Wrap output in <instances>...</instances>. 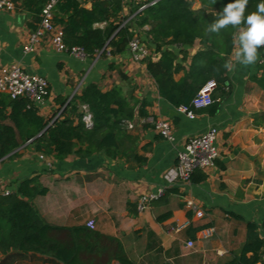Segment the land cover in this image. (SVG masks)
Listing matches in <instances>:
<instances>
[{"label": "crops", "instance_id": "1", "mask_svg": "<svg viewBox=\"0 0 264 264\" xmlns=\"http://www.w3.org/2000/svg\"><path fill=\"white\" fill-rule=\"evenodd\" d=\"M131 1L126 0L124 12L130 10ZM197 4L195 10L201 7ZM31 22L28 12L0 11V68L19 65L48 80L51 96L38 106L42 116L57 118L63 101L68 104L87 86L96 84L103 92L121 88L132 105L146 100L149 117L136 116L128 124L121 139V156L116 159L99 153L85 159L72 155L57 160L24 145L17 156L0 161L4 189L15 192L23 180L38 177L48 193L33 204L47 223L73 227L93 221L96 230L122 241L135 264H226L240 255L248 222L261 227L264 239V89L256 82L264 73V46L258 49L261 58L244 66L235 61V43L230 59L235 67L227 72V87L214 93L217 112L211 113V107L199 110L191 120L160 96L148 73L146 61L161 58L149 43L150 27L137 30L134 37L150 51L144 62L136 63L129 46L119 52L108 47L94 58H82L58 51L50 36L28 52ZM165 50L177 57L174 80L180 83L189 76L193 58L204 47L197 40L189 49L175 45ZM157 120L172 123L173 141L154 130ZM213 128L219 133L220 155L214 167L201 171L207 179L168 186L165 174L177 164L186 142ZM144 195L158 197L140 210ZM189 201L197 211L188 206ZM163 216L166 218L160 221ZM177 228H181L179 232ZM209 228L215 233L205 239L203 232ZM189 241L193 248L188 247ZM0 264L60 263L48 256L14 252L0 254Z\"/></svg>", "mask_w": 264, "mask_h": 264}, {"label": "trees", "instance_id": "2", "mask_svg": "<svg viewBox=\"0 0 264 264\" xmlns=\"http://www.w3.org/2000/svg\"><path fill=\"white\" fill-rule=\"evenodd\" d=\"M48 0H14L18 11L28 12L29 24L36 31L42 10ZM201 7L194 9L195 3ZM232 0H147L130 3V15L124 17L126 0H62L54 11L53 22L63 31L68 52L81 50L94 58L108 47L122 51L134 39L137 30L150 27L149 43L161 54L157 62L146 61L148 73L155 80L160 96L174 108L191 107L198 91L210 80L219 90L227 87L228 69L235 48V36L247 27L229 24L219 33H209V25L219 19L223 7ZM260 0H248L245 16L255 12ZM89 5V7H87ZM132 19L130 21L129 18ZM199 40L204 51L197 54L186 80L177 83V57L168 46L189 49ZM264 68V66H262ZM125 78V77H124ZM256 82L264 89V73ZM139 105L138 109L136 108ZM146 100L132 105L121 88L103 92L98 85L87 86L68 104L63 101L61 114L50 120L26 98L13 100L0 94V161L18 155L24 145L34 146L38 153L63 160L75 155L90 158L105 153L112 159L121 156V139L136 116L148 118ZM92 124L84 121L85 111ZM219 104L210 108L216 113ZM56 118V119H55ZM207 179L201 171L191 177L192 183ZM48 189L38 177L25 179L9 196H0V254H35L48 256L60 264H135L122 241L88 225L73 227L47 223L34 207V200ZM165 216L159 218L163 220ZM261 227L247 223V236L240 255L226 264H264V239Z\"/></svg>", "mask_w": 264, "mask_h": 264}, {"label": "built area", "instance_id": "3", "mask_svg": "<svg viewBox=\"0 0 264 264\" xmlns=\"http://www.w3.org/2000/svg\"><path fill=\"white\" fill-rule=\"evenodd\" d=\"M61 1L48 0L45 4L41 14L40 25L30 37L29 46L26 49L28 52H33L36 46L47 36L51 37L53 45L58 51L68 52L63 43V31L53 22L54 11ZM16 10L17 5L14 0H0V11L14 12ZM129 49L136 63L144 62L150 54L147 46L138 38L130 42ZM68 53L82 58L86 57L78 49H74ZM217 89L218 83L216 80L208 81L198 91L191 103V107H181L177 109L178 112L186 115L191 120L196 119L197 111L210 108L214 105V93ZM0 94H6L13 100L26 98L38 107L50 98L51 87L46 78L39 75H31L25 72L19 65H11L0 68ZM84 110H86L85 107ZM85 112L84 121L90 126L92 124V115L87 110ZM153 127L162 138L168 141L174 140L172 123L166 120H157L153 122ZM218 134V130L213 128L203 135L190 138L186 142L183 149L178 153L177 164L165 174V180L168 186H174L179 182H191V177L195 172L206 171L214 167L220 155L217 146ZM12 193V190L4 189L2 180L0 179V196H9ZM157 197V195H144L141 198L139 209H146L147 205L156 200ZM188 206L196 210L194 202L189 201ZM197 214L202 215L200 212H197ZM87 225L90 228H95L93 221L88 222ZM180 229L177 228L176 231L179 232ZM214 233L215 229L209 228L203 232V237L208 239ZM187 245L190 248L194 247V243L191 241Z\"/></svg>", "mask_w": 264, "mask_h": 264}, {"label": "clouds", "instance_id": "4", "mask_svg": "<svg viewBox=\"0 0 264 264\" xmlns=\"http://www.w3.org/2000/svg\"><path fill=\"white\" fill-rule=\"evenodd\" d=\"M248 0H232L223 7L219 14V19L209 25L207 32L219 33L229 24L239 26L243 22L246 28L239 30L235 36V43L238 45L235 51V61L247 66L254 64L261 53L258 49L264 46V0H260L257 10L245 16V9ZM226 69L232 71L235 65L228 62L224 65Z\"/></svg>", "mask_w": 264, "mask_h": 264}, {"label": "rangeland", "instance_id": "5", "mask_svg": "<svg viewBox=\"0 0 264 264\" xmlns=\"http://www.w3.org/2000/svg\"><path fill=\"white\" fill-rule=\"evenodd\" d=\"M124 17H129V15H130V10L128 9V10H126V12H124ZM132 19V17L131 18H129V20L128 21H130Z\"/></svg>", "mask_w": 264, "mask_h": 264}, {"label": "water", "instance_id": "6", "mask_svg": "<svg viewBox=\"0 0 264 264\" xmlns=\"http://www.w3.org/2000/svg\"><path fill=\"white\" fill-rule=\"evenodd\" d=\"M200 4H197V6H199Z\"/></svg>", "mask_w": 264, "mask_h": 264}]
</instances>
